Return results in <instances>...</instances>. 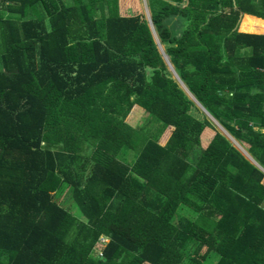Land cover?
Segmentation results:
<instances>
[{
	"label": "trees",
	"instance_id": "obj_1",
	"mask_svg": "<svg viewBox=\"0 0 264 264\" xmlns=\"http://www.w3.org/2000/svg\"><path fill=\"white\" fill-rule=\"evenodd\" d=\"M146 2L0 0V264H264V0Z\"/></svg>",
	"mask_w": 264,
	"mask_h": 264
},
{
	"label": "rangeland",
	"instance_id": "obj_2",
	"mask_svg": "<svg viewBox=\"0 0 264 264\" xmlns=\"http://www.w3.org/2000/svg\"><path fill=\"white\" fill-rule=\"evenodd\" d=\"M141 4H142V12L144 13V17L146 19L147 22V26L149 27V31L153 37V39L155 40L156 44L158 45V38L157 35L153 29V26L151 25V21H150V13H149V9L147 7V2L146 0H140ZM169 26L172 28L173 32L175 34H179L181 29L183 28V22L180 21L177 18H171L169 19ZM160 52L161 54H163L162 52V47L159 46ZM163 59H165L164 61L167 63V58L165 56H163ZM168 68L170 70L171 67L168 66ZM184 90L186 91L185 87L183 86ZM187 92V91H186ZM196 106L198 107V111L197 110H193L192 114L194 116H196L198 119H202L203 118V114L207 115V113L204 111V109H202L197 103H195ZM208 116V115H207ZM148 116L145 112H143L140 109L134 108L132 110V112L129 114L128 118L126 119V121L128 122L129 125H131L132 127H135L136 129H139L140 127H142L143 125L147 124V135H155L157 133V125L153 124V123H148ZM167 132V133H166ZM165 132V134H163L160 137L159 143L161 145L165 144L168 133H169V129ZM236 144V143H235ZM242 152H244L242 149H240ZM245 154V152H244ZM246 155V154H245ZM132 158V154L129 155V157L127 156V159L130 160ZM54 200L60 204L62 207H64L65 209H67L68 211H70L73 214H78L76 211L75 206L73 205L72 199H71V191L67 188H64L62 190H60L58 193H56L54 195ZM264 206V203H263ZM183 214H185V212H183ZM206 249L203 251V248L201 249V251L199 253H204V255L206 254ZM207 255V254H206Z\"/></svg>",
	"mask_w": 264,
	"mask_h": 264
},
{
	"label": "crops",
	"instance_id": "obj_3",
	"mask_svg": "<svg viewBox=\"0 0 264 264\" xmlns=\"http://www.w3.org/2000/svg\"><path fill=\"white\" fill-rule=\"evenodd\" d=\"M131 1H132V0H131ZM244 16H246V14L243 15V17H244ZM243 17H242V19H243ZM242 19H241V21H242ZM259 19H260V18H259ZM262 20H263V19H262ZM241 21H240V23H241ZM239 26H240V24H239ZM238 30H239V28H238ZM239 32H241V31L239 30ZM243 33H244V32H243ZM262 34H264V33H262ZM240 149H242V148H240ZM242 150H243V149H242ZM243 151H244V150H243ZM244 152H245V151H244ZM244 152H243V153H244ZM245 154H246L245 156H246L247 158H249L251 161H253V160L251 159V157H250L246 152H245ZM253 162H254V161H253ZM255 164H256V163H255Z\"/></svg>",
	"mask_w": 264,
	"mask_h": 264
},
{
	"label": "water",
	"instance_id": "obj_4",
	"mask_svg": "<svg viewBox=\"0 0 264 264\" xmlns=\"http://www.w3.org/2000/svg\"><path fill=\"white\" fill-rule=\"evenodd\" d=\"M200 106V105H199ZM201 107V106H200Z\"/></svg>",
	"mask_w": 264,
	"mask_h": 264
}]
</instances>
